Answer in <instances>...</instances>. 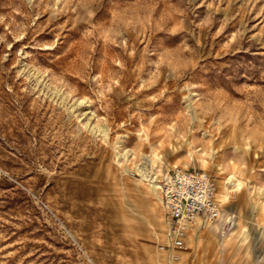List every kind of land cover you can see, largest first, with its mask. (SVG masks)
Returning <instances> with one entry per match:
<instances>
[{"label":"rangeland","instance_id":"374dc122","mask_svg":"<svg viewBox=\"0 0 264 264\" xmlns=\"http://www.w3.org/2000/svg\"><path fill=\"white\" fill-rule=\"evenodd\" d=\"M173 167L222 207L181 250ZM0 264H264V0H0Z\"/></svg>","mask_w":264,"mask_h":264},{"label":"built area","instance_id":"2783aa9c","mask_svg":"<svg viewBox=\"0 0 264 264\" xmlns=\"http://www.w3.org/2000/svg\"><path fill=\"white\" fill-rule=\"evenodd\" d=\"M158 186L170 227L162 249H185L193 225L220 217L222 207L216 197L215 179L209 173L173 167Z\"/></svg>","mask_w":264,"mask_h":264},{"label":"bare ground","instance_id":"6f19581e","mask_svg":"<svg viewBox=\"0 0 264 264\" xmlns=\"http://www.w3.org/2000/svg\"><path fill=\"white\" fill-rule=\"evenodd\" d=\"M155 158H156V162L157 163L160 164V163L163 162V160H162V158L160 156L155 155ZM190 164H192V163H190ZM202 164H206V162L203 161ZM195 168H196V166H195ZM143 169H145V168H143ZM140 174H141V177H142L141 180H144V181L147 182V188L150 190V192L153 193L154 195H156L159 200H161V198L159 197V194H160L159 186H158L159 180L158 181L156 179L153 180L154 178H152V176L150 175L149 172H145V171H141L140 170ZM220 192H221L220 193L221 194V197H220L221 200L226 199L228 197V195L224 191V189L222 191H220ZM220 219H222L221 216H220ZM166 225L169 226L168 223H166ZM202 226H203L202 223H198V224L193 225L192 228H191V230H190V233H189L190 234L189 235L190 236V239L192 241H194L195 243H197L198 240H199V238H200V229H201ZM169 233H170V231H169ZM166 243H167V241H166ZM173 253H176V252L173 251V250L169 252V254H168L169 255V259H170V256L171 255H172L171 257L176 258V256L173 255Z\"/></svg>","mask_w":264,"mask_h":264}]
</instances>
